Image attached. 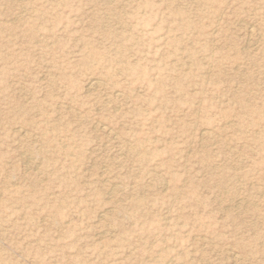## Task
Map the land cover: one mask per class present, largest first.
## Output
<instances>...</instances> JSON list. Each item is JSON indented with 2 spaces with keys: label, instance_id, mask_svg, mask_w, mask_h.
Masks as SVG:
<instances>
[{
  "label": "rangeland",
  "instance_id": "rangeland-1",
  "mask_svg": "<svg viewBox=\"0 0 264 264\" xmlns=\"http://www.w3.org/2000/svg\"><path fill=\"white\" fill-rule=\"evenodd\" d=\"M0 264H264V0H0Z\"/></svg>",
  "mask_w": 264,
  "mask_h": 264
},
{
  "label": "bare ground",
  "instance_id": "bare-ground-1",
  "mask_svg": "<svg viewBox=\"0 0 264 264\" xmlns=\"http://www.w3.org/2000/svg\"><path fill=\"white\" fill-rule=\"evenodd\" d=\"M90 81H91V79H90ZM100 81V80H99ZM98 83L99 82H97V81H91V82H89V86H90V88L92 89V88H96V86L98 85ZM25 133H27V132H25ZM25 136V135H24ZM248 204V203H247ZM251 205H253V204H251ZM47 209V208H46ZM101 220H105V216H101Z\"/></svg>",
  "mask_w": 264,
  "mask_h": 264
}]
</instances>
